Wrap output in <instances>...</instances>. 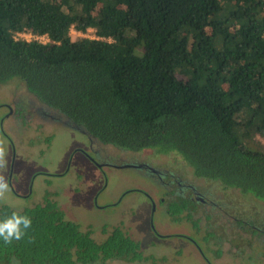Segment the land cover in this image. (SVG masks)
<instances>
[{"label":"trees","instance_id":"trees-1","mask_svg":"<svg viewBox=\"0 0 264 264\" xmlns=\"http://www.w3.org/2000/svg\"><path fill=\"white\" fill-rule=\"evenodd\" d=\"M5 84L102 145L178 154L193 177L264 206V0H0ZM20 212L31 228L0 241V264L144 259L119 227L96 241L55 201Z\"/></svg>","mask_w":264,"mask_h":264},{"label":"rangeland","instance_id":"rangeland-1","mask_svg":"<svg viewBox=\"0 0 264 264\" xmlns=\"http://www.w3.org/2000/svg\"><path fill=\"white\" fill-rule=\"evenodd\" d=\"M19 35L28 39L25 34ZM87 35L90 37L92 33ZM6 85H10V90L13 87L20 88L14 84ZM4 89L6 87L0 85V98ZM49 132V129L39 133L26 130V134L20 135L14 130L9 133L14 150L0 134V141H4L8 148L9 166L5 175L11 185L16 187V191L23 195L28 184L34 181L32 200L44 189L43 183L53 184L48 188L49 192L54 191V201L64 212L66 219L75 222L81 229L90 231L96 241L102 240L105 232L115 227L123 229L140 241L144 256L141 262L109 261L104 264H258L261 261V246L256 244L252 247L250 243L256 237L259 240L258 245L264 244L263 239L250 230L236 232L231 225L241 224L230 217H224L228 223L221 224L218 219L208 221L201 218L204 212H194L189 220L185 218L174 223L164 217L156 207L151 226L160 234L181 233L187 236L156 239L150 231L152 207L134 190L143 188L157 199L161 196V191L137 178H129V171L108 169L104 179L75 152L77 148H84L86 145V141L83 142L78 133L57 125H54L50 139L46 135ZM256 139L264 143L261 139ZM99 190L102 191L97 199L99 206L91 209V199ZM127 191L129 192L124 193ZM200 192L203 193L201 190ZM212 194L217 198L221 196L218 195L220 191L216 190ZM121 196L123 197L118 206L114 205ZM31 198L22 201L9 192L0 204H10L20 209L23 204H30ZM222 198L231 207L225 210L226 214L238 216L243 213L241 199L231 192L225 193ZM133 204L140 205L137 207ZM130 206L135 211L133 216L127 212V207ZM151 242L156 243V246H151ZM234 247L237 248L235 251Z\"/></svg>","mask_w":264,"mask_h":264},{"label":"flooded vegetation","instance_id":"flooded-vegetation-1","mask_svg":"<svg viewBox=\"0 0 264 264\" xmlns=\"http://www.w3.org/2000/svg\"><path fill=\"white\" fill-rule=\"evenodd\" d=\"M2 86L6 87V89L2 91L3 95L0 98V111L2 112L0 115V134L10 146H13V150L14 144L9 137V133L14 132V130L17 131L18 134L23 135L26 134V130H32L39 133L49 129L50 132L46 134L49 139L52 137L54 125L78 133L82 137L83 142L86 141V145L84 148H77L75 152L80 154L88 164L94 167L104 179H106V171L108 169L129 171L131 173L129 178H137L144 184L151 185L152 188L161 191V196L157 199L143 188L134 190L140 193L144 200L150 205V207H152V215H150V231L156 239L187 237L181 233L160 234L153 225L151 226L156 207L160 209L161 214H163L164 217L174 221V223H179L182 219L185 220V218L189 220L194 212H204V215H202L201 218L208 221L213 219L215 221L218 219L221 224L228 223L224 217H230L241 224L240 226L237 225V223L231 225L236 232H240L242 229H250L256 233L260 239H264V233L262 231V228H264V206H252L250 203L242 200V214L238 216H235L234 214H226L225 210H229L231 207L224 203L225 201L222 198V195L231 191L225 192L216 184L193 177L191 169L185 164L180 155L175 153L157 154L154 151L148 150L129 152L112 146L102 145L92 139L86 131L71 122L68 118L41 104L22 86H19V89L13 87L11 90L10 85ZM51 128H53V130ZM32 184H34V181L33 183L28 184L27 191H25L26 193L24 195L17 192L15 189L16 187L14 188L12 186L11 195L22 201L30 199L32 195ZM52 185L53 184L51 183H43L42 187L44 189H41V193H39V195L33 200L31 198L29 201L30 204H23L20 209L13 207L10 204L3 203L0 204V207L8 206L9 208L20 212L25 208H32L37 205L43 206L46 201L54 203V191L50 193L48 189ZM200 190L203 193H201ZM215 190L220 191V194H218L221 195L219 196L220 198L213 196L212 191ZM99 191H97L91 199V209L98 208L99 206L97 205V199L102 192L101 190ZM128 192L129 191L124 193ZM122 197L123 196H121L114 205L118 206ZM173 204H175L177 208L176 206L171 208ZM133 205L139 207L138 205L140 204ZM127 209V212L131 216L135 214L132 206L127 207ZM174 211L177 214L172 215V212ZM121 230L127 236L139 243L143 255L140 241L134 239L131 234L125 232L123 229ZM105 237L106 236H104L103 239H105ZM253 238L257 240H253L255 244L259 242L256 237ZM151 243V246H156V243ZM236 249V247L233 248L234 251ZM109 261L116 260H108L97 264H104Z\"/></svg>","mask_w":264,"mask_h":264},{"label":"clouds","instance_id":"clouds-1","mask_svg":"<svg viewBox=\"0 0 264 264\" xmlns=\"http://www.w3.org/2000/svg\"><path fill=\"white\" fill-rule=\"evenodd\" d=\"M8 166V148L4 141H0V201L4 200L6 194L12 191V185L5 175ZM31 225L32 220L27 214L12 211L10 215L0 219V241L10 245L13 241L22 240Z\"/></svg>","mask_w":264,"mask_h":264},{"label":"built area","instance_id":"built-area-1","mask_svg":"<svg viewBox=\"0 0 264 264\" xmlns=\"http://www.w3.org/2000/svg\"><path fill=\"white\" fill-rule=\"evenodd\" d=\"M87 33H92V31H91V30H88ZM87 33H86V34H82V33H80V32H75V31L72 30V29L70 30V34H75V35L78 36V37H89V36L87 35ZM23 34H25V36H27L28 39H27V38L19 37V36H20L19 34H17V35L15 36V38H16V39H24V40H27V41L36 40V41H39V42H41V43H46V42H47V38H46L45 36H43V37H37V36H32V35L29 34V33H23ZM89 38H94V35L92 34V36H90Z\"/></svg>","mask_w":264,"mask_h":264},{"label":"water","instance_id":"water-1","mask_svg":"<svg viewBox=\"0 0 264 264\" xmlns=\"http://www.w3.org/2000/svg\"><path fill=\"white\" fill-rule=\"evenodd\" d=\"M79 130V129H78Z\"/></svg>","mask_w":264,"mask_h":264}]
</instances>
